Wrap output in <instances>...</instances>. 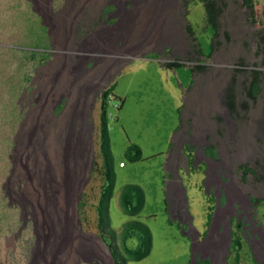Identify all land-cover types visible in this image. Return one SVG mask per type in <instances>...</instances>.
<instances>
[{"label":"rangeland","instance_id":"374dc122","mask_svg":"<svg viewBox=\"0 0 264 264\" xmlns=\"http://www.w3.org/2000/svg\"><path fill=\"white\" fill-rule=\"evenodd\" d=\"M121 1L129 4L126 9L117 0H0V264H30L37 251V264H110L105 245L112 255L114 249L125 255L121 231L133 219L149 228L151 248L125 264H193L191 233L205 230L217 202L205 182L215 187L221 178L229 186L228 201L238 196L249 213L244 218L254 222L251 200L264 198V0H251V7L245 0H212L217 12L211 19L202 0ZM116 4L121 10L113 37L121 38V46H72L75 27L91 24ZM40 20L50 34L39 42L32 23ZM77 57L99 62L78 73ZM254 72L259 90L251 97ZM97 84L96 92L87 93ZM110 84L105 123L114 185L103 234L97 214L104 164L100 97ZM131 146L140 149L139 159H132ZM208 147L216 155L207 161L206 181L199 155ZM45 167L49 187L60 167L75 168L77 177L67 175L77 183L66 204L59 191L45 205L35 193ZM128 184L144 192L133 217L120 205ZM186 203L191 223H185ZM254 204V219L264 231V199ZM231 212L217 211L214 232ZM250 230L259 232L252 225ZM76 244H87L84 257L73 255ZM126 245L139 250L137 237ZM244 245L238 264H257ZM204 251L221 259L225 250Z\"/></svg>","mask_w":264,"mask_h":264},{"label":"bare ground","instance_id":"6f19581e","mask_svg":"<svg viewBox=\"0 0 264 264\" xmlns=\"http://www.w3.org/2000/svg\"><path fill=\"white\" fill-rule=\"evenodd\" d=\"M119 3H121V8L126 9L125 5L127 4V1H121V0H117ZM130 1V0H129ZM35 3L37 4V2L35 1ZM111 4V3H110ZM132 4V3H131ZM109 5V4H108ZM114 5V4H113ZM129 5V4H127ZM40 6V5H39ZM132 6V5H131ZM52 7V6H51ZM121 8L119 7V5H115L114 7L112 6H107L103 9V11L101 12V16L98 19L94 17L93 21L91 22V24L87 25V26H81V27H75L74 31H73V36L71 39V44L73 47H75L78 50H87L90 49L92 51H103V49L101 48V44H114V46L119 47L121 46V44H123L124 42H122L121 38L119 37H113L114 36V31L117 30V26H118V21L117 18H115V13H117V10H121ZM116 10V11H115ZM36 11V10H35ZM94 11V10H93ZM99 11V10H98ZM131 11V10H130ZM100 12V11H99ZM53 15L55 14V12H51ZM97 14V13H96ZM44 16H42L43 18ZM88 20V18H87ZM120 22V21H119ZM40 24L42 27L45 28L46 30V35L49 38V25H47L46 23H44L43 20H40ZM120 24V23H119ZM106 35V36H105ZM103 36V37H102ZM99 40V41H98ZM95 43V44H94ZM94 45H97V47L95 48ZM43 49V48H42ZM48 50V49H47ZM40 51V50H39ZM42 52V51H41ZM45 52V51H44ZM102 56V55H101ZM91 57V56H90ZM85 58V57H84ZM90 65L89 64V60L88 59H81L79 57H77L76 59V64L74 65L73 69L76 72H80L82 71H86V69H93L97 66L98 64V59L97 60H93ZM105 61V60H104ZM102 64V63H101ZM202 68V67H200ZM104 75V74H102ZM108 75V74H107ZM106 77V75H105ZM103 77V78H105ZM111 77V76H110ZM104 81V79H102V82ZM101 83V82H100ZM113 85V84H112ZM101 84H97L95 86H93L92 88H90L89 90H87V93H90L91 89L92 92H96L98 90V88H100ZM111 86V84H110ZM109 86V87H110ZM108 87V88H109ZM102 88V87H101ZM106 88V90L108 89ZM100 90V89H99ZM104 91H106L105 89H103ZM103 91V92H104ZM102 92V93H103ZM98 94V93H97ZM101 98V97H100ZM103 98V97H102ZM98 99V97H97ZM94 101V100H93ZM92 104V103H91ZM230 107V106H229ZM233 110V109H232ZM230 111V110H229ZM228 112V111H227ZM229 114V113H228ZM230 115V114H229ZM223 118V117H222ZM85 120V119H84ZM226 123V122H225ZM264 125V124H263ZM263 127V126H262ZM264 128V127H263ZM260 130V129H259ZM258 130V131H259ZM253 132V131H252ZM258 134V133H257ZM261 134V133H260ZM259 135V134H258ZM262 138V137H261ZM259 139V138H258ZM88 140V139H87ZM185 140V139H184ZM187 140V139H186ZM193 141V140H192ZM191 141V142H192ZM91 142V141H90ZM190 142V143H191ZM195 143V142H194ZM197 143V142H196ZM199 143V142H198ZM186 144V143H185ZM201 144V143H200ZM206 145V144H205ZM187 146V145H186ZM214 146V145H213ZM186 148V147H185ZM192 148V147H191ZM195 148V147H194ZM202 148V147H201ZM73 149L74 147L71 146V148H68V150L66 151V154L71 158L73 156ZM198 149V148H197ZM196 149V150H197ZM200 149V148H199ZM207 149H214L211 147L208 148H203V152L199 155V150L197 152V154L199 155V157L202 158V161L205 160L206 163V181H207V170H208V160H214L215 158V149L213 151V155L211 157H206V151ZM192 150V149H191ZM202 150V149H201ZM220 151V150H219ZM218 152V151H217ZM191 153V151H190ZM188 154V153H187ZM192 154V153H191ZM197 155V156H198ZM211 155V154H210ZM189 156V154H188ZM183 157V156H182ZM218 157V156H217ZM216 157V158H217ZM184 158V157H183ZM191 159L192 160V156L191 158H188V160ZM185 160V159H184ZM219 160V159H218ZM217 160V161H218ZM254 160V159H253ZM186 161V160H185ZM216 161V160H215ZM190 162V160H189ZM186 163V162H185ZM204 163V162H203ZM216 164V163H215ZM218 164V163H217ZM205 165V164H204ZM232 165V164H231ZM219 166V165H218ZM190 169V168H189ZM215 169V168H214ZM226 169V168H225ZM251 169V168H249ZM59 174H58V180L54 183V186L49 187L50 182L47 178V170L46 167L43 168L41 171V176L40 178H38V184L35 185V193L37 194V196H39L38 198L41 199L45 204H48L49 202V197H50V193L53 192H60V200L62 201V203L66 204L67 201H70V196H72L74 194L75 191V184L77 183L76 180H74L75 177H77V173L76 170L74 168V170L71 172L70 169L63 167V168H59ZM169 170V169H168ZM211 170V169H209ZM219 170V169H217ZM224 170V169H223ZM231 171V170H230ZM253 171V170H252ZM214 172V171H213ZM210 173V172H209ZM72 175V177L74 178H68L67 175ZM222 174V173H221ZM46 176V177H45ZM223 177V175L221 176ZM227 177V176H226ZM215 178V177H214ZM226 179V178H225ZM210 180V179H209ZM207 182H205V186H209V188H212L214 190V198L217 200L216 202V207L213 208L211 214L209 215V219L206 225L205 230L200 233V232H196V231H192V238H193V243H192V261L193 264H219L218 261L222 262V264H226V262L231 259L232 262L234 261L233 257L234 253H239L242 251L243 248V244L245 243L244 247L245 249H247L246 251L248 252L249 256L252 258L250 260H255L257 262V264H264V231L259 227V223L257 224V222L255 221V213H254V202H256V200H260V199H264V198H258V199H252L254 197H252L251 200V205H253L252 207H250L251 214L252 216H250V218H252V220L254 222H252L253 224H251L249 221H247L246 218H244V215H248L247 212L248 210L245 209L243 206L240 205V198L238 196H236L234 199L235 201L233 202H229L228 201V197H227V188H229V186L227 185L226 181H224L221 178V182L219 186H212L210 184H206ZM238 183V182H237ZM213 184V183H212ZM241 184V183H240ZM181 185V184H180ZM236 185V184H235ZM243 186V184H242ZM236 188V187H235ZM261 188V187H260ZM231 189V188H230ZM229 189V190H230ZM241 190V189H240ZM247 190V189H246ZM232 191V190H231ZM257 191H259L257 189ZM263 191V190H262ZM184 192V191H183ZM210 192V191H209ZM208 192V193H209ZM233 192V191H232ZM231 192V193H232ZM251 193V192H250ZM249 193V194H250ZM238 195V194H237ZM247 195V194H246ZM251 195V194H250ZM212 196V194H211ZM184 197V194H183ZM232 197V196H231ZM248 197V196H247ZM169 199V196H168ZM211 199V198H210ZM171 200V199H170ZM184 200L186 202V199L184 197ZM183 200V201H184ZM212 200V199H211ZM244 200V199H243ZM238 204V206L234 205V204ZM262 203V202H260ZM175 204V203H174ZM186 217L188 219V222L185 223H191L192 222V217L190 216L189 212H188V207H187V203H186ZM222 207H227L228 209H231L232 212L229 214V217L226 219H223L222 223H220L217 228H216V232H214L212 230V224L213 221H216L217 223V219H216V214L217 211L219 209H221ZM212 208V207H210ZM257 208V206H256ZM185 210V209H184ZM210 210V209H209ZM224 210V209H223ZM180 211V210H179ZM221 211V210H220ZM256 211V209H255ZM181 213V212H180ZM219 214V213H218ZM182 215V214H181ZM218 216V215H217ZM228 216V215H227ZM182 217V216H181ZM258 217V216H257ZM220 218V217H219ZM186 220V219H185ZM259 221V220H258ZM260 222V221H259ZM215 223V222H214ZM219 223V221H218ZM183 225V223H182ZM181 225V226H182ZM252 226H255L257 228V230L259 231L257 234H253L251 232V230L249 231V228ZM189 227V226H188ZM24 228V225L20 228L19 230V234L21 233L22 229ZM264 229V228H263ZM193 230V229H192ZM256 231V230H255ZM99 240L104 244L103 240L101 237H98ZM215 238V239H214ZM211 240V241H210ZM38 243V242H37ZM230 243V244H229ZM74 244V243H73ZM87 244L81 246V245H74L72 247V253L74 256H85L87 254V250L84 249L85 246ZM105 245V244H104ZM106 249L109 251L108 254V259L110 264H116L115 259L112 255V253L110 252V250L108 249V247L105 245ZM214 248V250H218V249H224L225 251L222 253H220L221 255V259L218 258L217 254H211V253H206L204 251V249H208V248ZM238 249V250H237ZM257 249V250H254ZM210 250V249H209ZM238 252H237V251ZM245 251V250H243ZM246 253V252H245ZM244 253V254H245ZM39 252L37 251L36 254H33V260L30 264H37V257H38ZM224 255V256H223ZM247 255V254H246ZM257 255L260 256V258H257ZM248 256V257H249ZM239 258V256H237ZM87 261V260H84ZM103 261V260H102ZM80 262V261H79ZM253 262V261H252ZM100 263V262H99ZM102 263V262H101Z\"/></svg>","mask_w":264,"mask_h":264},{"label":"trees","instance_id":"16d2710c","mask_svg":"<svg viewBox=\"0 0 264 264\" xmlns=\"http://www.w3.org/2000/svg\"><path fill=\"white\" fill-rule=\"evenodd\" d=\"M202 1L205 4L208 17L211 19L212 14L215 15L217 12L216 5L212 0H202ZM245 2L247 6L251 7V0H245ZM213 22L214 25L216 26L215 20ZM34 23H36L37 26ZM34 23H32V27L34 28L35 32L38 31L37 41L40 42L41 37L43 38L44 36H46V30L37 21ZM262 40L264 41V36L262 37ZM36 55H37L36 51H31L30 59H35ZM40 58L41 60H45L46 53H42V56ZM257 74H258L257 72H254V79L250 84L249 95L251 97H255L259 90ZM111 91H112V87L110 86L101 95V108H102L101 110H102L103 119L101 123L100 149L104 158V164L102 167L103 170H101L103 184L101 186L100 199L97 205V214H98V229L103 234H105V231L109 225L108 206L114 185V173H113L111 156L107 144L106 123H105L106 99L111 94ZM230 105H232V102H230ZM132 150L135 151V155L132 157V159L133 160L139 159L141 157L140 149L137 146H131L128 151H132ZM143 201H144V192L139 185L128 184L123 188L120 195V205L123 211L127 215L131 217L136 216L142 208ZM133 237H137L139 240L138 251L132 250L128 248L126 245L127 241ZM110 238L111 240H113V235H111ZM121 241L125 255H121L114 249L113 257L115 259L116 264H125L126 261L128 260H139L145 257L149 253L151 248V233L149 228L144 223L133 219L127 222L123 226V229L121 231ZM237 254L238 255H236V257L234 258V264H238L239 261V258L237 256L240 257V254L239 253Z\"/></svg>","mask_w":264,"mask_h":264},{"label":"built area","instance_id":"2783aa9c","mask_svg":"<svg viewBox=\"0 0 264 264\" xmlns=\"http://www.w3.org/2000/svg\"><path fill=\"white\" fill-rule=\"evenodd\" d=\"M110 96H111V95L108 96L109 100H110Z\"/></svg>","mask_w":264,"mask_h":264}]
</instances>
